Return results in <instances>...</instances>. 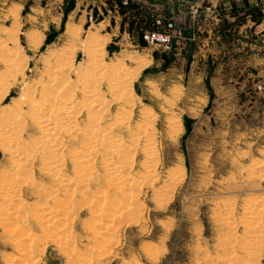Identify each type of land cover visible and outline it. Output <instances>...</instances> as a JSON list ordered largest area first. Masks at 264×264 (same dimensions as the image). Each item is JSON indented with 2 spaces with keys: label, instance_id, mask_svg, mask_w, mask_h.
Instances as JSON below:
<instances>
[{
  "label": "rangeland",
  "instance_id": "1",
  "mask_svg": "<svg viewBox=\"0 0 264 264\" xmlns=\"http://www.w3.org/2000/svg\"><path fill=\"white\" fill-rule=\"evenodd\" d=\"M214 1L0 0V113L18 108L24 114L16 120L21 125L18 145L40 137L31 106L52 96L53 104L60 106H53L56 113L69 124L84 127L95 113L107 134L128 145L130 175L142 171V129L155 132L159 151L155 188L142 187L136 206L120 199L121 218L111 221L113 231L101 227L110 236V242L101 244L95 235L111 215L94 196L100 190L114 198L118 194L107 188L97 161V180L68 198L76 209L65 221L63 250L31 223L29 235L38 245L32 250L35 264H264V43L259 39L251 45L249 34L239 28L248 6L243 0H231L227 6ZM147 11L173 19L168 47L141 37L139 27L148 24ZM257 16L259 21L264 18L263 6ZM86 73L98 76L90 81L96 96H86L81 88ZM57 97H67L72 116ZM89 100L95 106L88 107ZM71 133L64 134L66 146L80 147L81 136L70 138ZM71 148L62 153L66 177H73ZM38 160L31 164L35 190L23 185L22 198L28 205L44 201L51 205L46 192L58 198L65 195L51 187ZM10 164L0 146V171ZM168 172H173L176 183L167 198L159 200L154 190H168ZM253 201L261 202L263 211L255 259L238 248V242L251 238L240 223L245 203ZM126 205L136 214L126 212ZM226 207L231 208L235 226L232 248L220 214ZM91 208L104 211V218ZM1 225L0 264H19L10 258L18 250ZM92 245H102L107 254L96 256ZM232 249L238 259L231 263L227 259ZM83 255L90 260L81 263Z\"/></svg>",
  "mask_w": 264,
  "mask_h": 264
},
{
  "label": "bare ground",
  "instance_id": "2",
  "mask_svg": "<svg viewBox=\"0 0 264 264\" xmlns=\"http://www.w3.org/2000/svg\"><path fill=\"white\" fill-rule=\"evenodd\" d=\"M89 75H90L89 73L87 75L84 74V76H85L83 78L84 81L83 80H82V82L80 81L81 85H82L81 88L86 93V96H94V94L96 96L97 92L94 93L95 87L92 84L93 82H90V81H94L92 79H94L95 77L97 78L98 76L94 77V75H93V77H94L93 78L92 75H90V76ZM88 82H90V83H88ZM112 85H113V83H112ZM67 86H69V85L67 84ZM55 92H56V90H55ZM46 94H47V92H46ZM46 94H45V96H46ZM51 98H52V96H51ZM51 98L50 99L49 98H43V101H40L38 103H34L31 106L35 110L32 112V115L34 114V112L37 113V115H35L36 116L35 122H36V124L40 130L39 133L41 134L39 138L37 137V139H34L33 141L31 140V142H29V141L25 142L24 141V142H21V144H19V145H18V143H16L17 139H19V136H20V134L18 135L17 130H20L18 127L21 126V125L18 126V123H17L18 121L16 122V120L22 118L24 115V114L22 115V113L19 112L21 110H18V108H16V109L14 108V110L11 109L9 113L6 110H5L6 112L2 111L0 113V146H1L2 150H4L5 153L8 155V158L11 162V164L9 165L10 166L9 168L5 167L6 169H3L0 171V223L2 224L1 226L3 228L4 233H6V235L10 238L9 240L12 242V244H14V249L18 250L17 255L12 256V257L9 256V257L11 258L12 261H15L19 264H35V262L37 260V259H34L33 255H32V250L35 249L36 247H38V245L36 246V244H37L36 238L35 237L33 238L32 235H29L30 234L29 233L30 227L32 224L36 225L35 227L39 228V230L44 234L45 239L47 238V240L49 239L53 243L55 242L56 245L58 247H60V249L65 247L62 245V243L64 241H61V239L63 238L62 234L65 233L64 227L68 226L67 223L65 226V221H67L68 218H70V217L72 218L73 212H75V209H76L75 207L73 209L74 205L72 206L70 199H73L72 194L75 190L76 191L80 190V192H81L83 188L88 189L91 186V184L97 180L96 169L94 166V164L97 161L100 164V168L102 170L101 172L103 174L102 175L103 181L106 184L107 188L114 190V192H116V194H118L115 197L116 198L115 199L114 197H111L110 195L103 193L105 190L104 191L100 190L97 193L95 192L96 193V195L94 196L95 200L102 202L103 206H105L106 210H108L109 214L111 215V218L110 219L108 218L109 220L105 216V218H106L105 220H107V222H104L103 225L100 224V230L103 229L101 227L108 228L111 231L114 230L113 229L114 226H113V223H111V221H113L115 219L117 221L118 218H121L118 215L121 211H118L119 209L117 208V206H118L119 201L122 200V197L127 199L126 203L129 201H132L131 203L135 204V206H136L138 201H139L138 200V194H139L140 190L142 189V187L152 185L151 187L155 188L154 184L157 181V176L155 174V170L157 169V163L159 162L158 161V159H159L158 152L159 151H158V148L156 147V141H155L156 140V138H155L156 134H154L155 133L154 131H153L154 133H149L146 131V129H142L143 135H145V137L139 138V141L143 138V144L142 143H141L142 145L139 144V145H141L139 147V150L141 151V153L143 155L144 162L142 161L143 164L141 163L142 164L141 165L142 166L141 173L139 172L140 174L137 173L136 175L133 176V175H130L129 173H127V168L132 165V160L129 157L131 155V153H130V155L128 153V150L130 148L128 147L127 144L122 143L119 140L120 139L119 137H116L115 135L113 136L112 135L113 133L107 134L109 130L106 131L105 129L100 127L99 117L95 116L94 112H93L94 114L91 113L89 116L88 121L90 123L88 122L87 124H85L84 127L83 126L82 127L76 126L74 123L69 124L68 122L65 121L63 116H61L60 114L58 115V113H56L57 109L60 106H57V104H53L54 99L53 98L51 99ZM57 98H58V100H60L59 99L60 97H57ZM101 101L102 100H100V102ZM90 102H92V103H89L88 107L95 106L94 101H90ZM54 103H56V102H54ZM60 103L62 104V108L66 109L65 112L69 113L71 110L70 109L71 105L70 104L67 105L68 103H70V101H68L67 97H65L64 99L61 98ZM54 105H56L58 108L57 109L54 108L53 107ZM58 105H60V104H58ZM97 105L99 106V104H97ZM102 107H103V105H102ZM99 109H101V108H99ZM61 110L64 111V109H61ZM39 111L41 113H39ZM92 111H94V108L92 109ZM58 112H59V110H58ZM95 112H96V110H95ZM97 113H98V111H97ZM69 114L71 116L73 115L72 112ZM21 115H22V117H21ZM150 130L152 131V129H150ZM70 132H72L70 138H73V136H74L73 134H78L79 136H81L80 137L81 138L80 139L81 140V142H80L81 146L80 147L77 148V146H76V147H74V149H72L71 148L72 146L70 144H69L70 147H69V145H67L68 147L66 146L67 143H66V141H64V137H65L64 134H70ZM69 136L70 135H68V139H69ZM69 140H73V139H69ZM20 141H21V138H20ZM131 141H135V139H133ZM139 141H138V143H139ZM134 143L137 145L136 147H138V143H136V142H134ZM131 145H132L131 149L134 150L135 146H133L132 143H131ZM65 147H67L68 149L69 148L72 149L71 151H69V153L71 155L70 156V160H71V166L70 167L73 170V177H71V176L66 177V175H64L62 172V168L64 166L63 155H65V153L63 155H62V153H63V149H65V150L67 149ZM35 158H38L39 159L38 161L42 163V164L39 163V164H41L40 171L45 173L49 177V179L51 180V182H50L51 187L60 189L64 193L65 196L67 195L66 199L64 198L65 196H63L62 197L63 199H62V198L56 197V194H54V193L46 192L48 196L49 195L51 196V201H52L51 205L44 204L45 201H44V203L41 202L42 204H39V205H34V203L32 205H28V203H26L23 200L22 189H21V187L23 185L26 186L27 189L29 188V189L35 190L34 188H35L36 183L35 184L33 183L34 184V186H33V184H32V173H31V164L35 160ZM38 167H36V168H38ZM174 176L175 175L173 174V172H168L166 179L169 180V182L166 183V185H165V186H167L168 190L166 189L165 193L163 191L160 192V191L154 190L156 196H158L156 198H158L159 200H161V199L165 200L167 198V195H168L167 191H170V189L172 190L173 184L176 183V178ZM97 186H95V187H97ZM25 190H26V188H25ZM159 190H161V189H159ZM96 191H97V189H96ZM68 198H70V199H68ZM86 200H85L86 203L92 202V201H90V199H86ZM232 201H234V200H232ZM224 203H225V201H224ZM224 203H222V204H224ZM260 203L261 202L256 204L253 201V202L247 204V202H246L244 205L245 211L242 210V211H244L243 219L240 223L243 226V229L246 231V233L252 239L250 238L248 240L238 242V246H239L238 248L241 249L246 254V256H248V258L254 257V259H255V257H257L259 255V249H260V246H259L260 240L259 239L257 240V238H259L258 236L260 235L258 233V231L260 230V229H258L259 222H260V221L258 222V219H260L259 217L263 212V211L260 212V209L262 208V206H261L262 204L260 205ZM82 204H84V202H82ZM123 206H124V204H123ZM130 206H131V204H130ZM260 206H261V208H260ZM125 207H126V209H124ZM125 207L123 209L126 210V212L128 211L130 213H135V212L130 210L132 207L130 208V207H128V205H126ZM123 209H122V211H123ZM137 209H139V208H137ZM114 210L117 212H115ZM90 211L95 213L96 215H99L100 217L104 218L105 213H104V211H100L99 208L98 209L97 208L96 209L91 208ZM222 211L223 212L220 214L223 215V217H222L223 223L226 225L225 227H227L228 230L230 231L229 235L227 234L228 235L227 238H230V240H228L227 243L229 244V246L231 248L236 247V245L234 243L235 238L231 239L233 237V233H234L233 232L234 231L233 230V226H234L233 221L230 220V218H232L230 215L231 208L226 207ZM130 213H127V215ZM95 223L96 222L94 221V224ZM33 227H32V229H33ZM87 228L88 229L91 228L89 224H88ZM102 231L103 230L98 231L100 233V235H98V234L95 235L99 239V243L100 242H105V243L110 242V238H109L110 236H108V233L107 232L104 233ZM109 233L111 234L112 232H109ZM14 234H17V235L14 236ZM65 234H67V233H65ZM10 235H13V237H10ZM93 237H94V235H93ZM24 238H26L27 241H25V242L24 241L23 242L18 241V240L24 239ZM94 243H96L97 245L101 244V243L98 244V241H94ZM34 245H35V248H34ZM94 247L95 246H93L91 250H92V252L95 253L96 256L102 257L103 255H106L108 252V250H106V248L102 247V245H101L102 248L100 246H96V248H94ZM39 249H41V248H39ZM69 249H68V251H70ZM227 251H229V249ZM232 251H233V249L230 251L229 254H231V255L228 256V259H227V260L231 261V263H232V261L236 262L234 260L238 259V258L237 259L235 258L237 255L235 256L234 253L233 254L231 253ZM229 254H227V255H229ZM88 256L87 255L81 256L79 261L81 263L88 262V260H90V257H88Z\"/></svg>",
  "mask_w": 264,
  "mask_h": 264
},
{
  "label": "built area",
  "instance_id": "3",
  "mask_svg": "<svg viewBox=\"0 0 264 264\" xmlns=\"http://www.w3.org/2000/svg\"><path fill=\"white\" fill-rule=\"evenodd\" d=\"M230 1L231 0H215L214 2L215 4L216 2H220L224 6H227ZM193 9L195 10L196 7ZM146 19L148 20V24L144 27H139L141 37L147 43H153L161 47H168L173 35V19L170 16L152 11H147Z\"/></svg>",
  "mask_w": 264,
  "mask_h": 264
},
{
  "label": "crops",
  "instance_id": "4",
  "mask_svg": "<svg viewBox=\"0 0 264 264\" xmlns=\"http://www.w3.org/2000/svg\"><path fill=\"white\" fill-rule=\"evenodd\" d=\"M245 2L244 6V22H242L239 26L240 29H243L244 32L249 34L250 44H257L258 40L264 43V18L259 21L257 13L259 11V7L264 8V0H243ZM33 41V40H32ZM30 41V42H32ZM253 41V42H252ZM34 43V42H32ZM40 45L42 44L41 38H39Z\"/></svg>",
  "mask_w": 264,
  "mask_h": 264
}]
</instances>
